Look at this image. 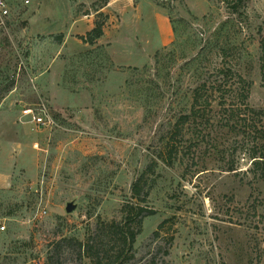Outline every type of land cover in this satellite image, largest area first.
Here are the masks:
<instances>
[{"label": "rangeland", "instance_id": "374dc122", "mask_svg": "<svg viewBox=\"0 0 264 264\" xmlns=\"http://www.w3.org/2000/svg\"><path fill=\"white\" fill-rule=\"evenodd\" d=\"M4 1L0 264L115 257L104 225L133 203L154 214L114 264H264V0Z\"/></svg>", "mask_w": 264, "mask_h": 264}, {"label": "trees", "instance_id": "16d2710c", "mask_svg": "<svg viewBox=\"0 0 264 264\" xmlns=\"http://www.w3.org/2000/svg\"><path fill=\"white\" fill-rule=\"evenodd\" d=\"M101 36L102 28L101 26H96L90 33L89 43L92 42L93 39H98ZM260 51V68L262 76L264 77V38H262L260 42ZM240 96L244 97V94H241ZM200 98L201 96H199V93L194 96L193 107H195V105L199 103ZM192 114L195 115L194 110L192 111ZM185 118L186 117L182 119ZM182 122L184 121H181L180 118V120L175 124L171 132L172 137H175L177 135L179 131L178 124ZM165 150L168 154L169 159V162H167V164L172 165V163L175 161V158L177 157L178 151L176 149L174 150V146L169 143L166 144ZM251 166L252 170L264 169V156H253ZM144 179L145 173L141 174V176L138 177L131 185V197L140 203H147L149 194L148 190L144 189ZM121 211L124 215L122 223H111L109 225H104V229L108 230L109 242L111 244L115 243V245H117L115 250V257L108 256V253L101 251V249H95L94 246H89L88 244H86V246L84 245V251L93 260L94 264H102V262H106L107 264H114V262L122 256V253L125 250L130 251L133 248L137 235L141 231L143 219L154 214V212L148 207H141V204L136 203L126 204L122 207ZM164 224L165 222L160 224L158 228L163 227ZM155 235H158V231L153 233V236ZM112 249V251H114V247H112Z\"/></svg>", "mask_w": 264, "mask_h": 264}, {"label": "built area", "instance_id": "2783aa9c", "mask_svg": "<svg viewBox=\"0 0 264 264\" xmlns=\"http://www.w3.org/2000/svg\"><path fill=\"white\" fill-rule=\"evenodd\" d=\"M8 18V6L4 0H0V25L5 26V22ZM27 115H29L30 122H32L37 128L53 129L56 126L54 118L44 104L38 105L36 110H29Z\"/></svg>", "mask_w": 264, "mask_h": 264}, {"label": "crops", "instance_id": "0c3cea01", "mask_svg": "<svg viewBox=\"0 0 264 264\" xmlns=\"http://www.w3.org/2000/svg\"><path fill=\"white\" fill-rule=\"evenodd\" d=\"M169 41H170V38H169ZM169 41H168V42H169ZM168 42H167V43H168ZM166 45H167V44H166ZM166 45H165V46H166ZM124 49H128V46L125 45V46H124ZM109 51H110V56H111L112 60H114V59H113V56H114V54H113V51H114V47H113V45L111 46V48L109 49ZM126 52L132 54L133 56H136V55L138 56V54L134 55V54L136 53L135 51H134V52H129L128 50H126ZM139 55H141V54H139ZM141 56H142V55H141Z\"/></svg>", "mask_w": 264, "mask_h": 264}, {"label": "water", "instance_id": "95a60500", "mask_svg": "<svg viewBox=\"0 0 264 264\" xmlns=\"http://www.w3.org/2000/svg\"><path fill=\"white\" fill-rule=\"evenodd\" d=\"M75 210V206L72 203H69L66 207V212L70 213Z\"/></svg>", "mask_w": 264, "mask_h": 264}]
</instances>
